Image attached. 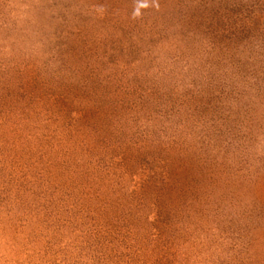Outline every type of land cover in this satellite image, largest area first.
<instances>
[{"label": "rangeland", "instance_id": "rangeland-1", "mask_svg": "<svg viewBox=\"0 0 264 264\" xmlns=\"http://www.w3.org/2000/svg\"><path fill=\"white\" fill-rule=\"evenodd\" d=\"M263 40L264 0H0V264H264Z\"/></svg>", "mask_w": 264, "mask_h": 264}, {"label": "trees", "instance_id": "trees-1", "mask_svg": "<svg viewBox=\"0 0 264 264\" xmlns=\"http://www.w3.org/2000/svg\"><path fill=\"white\" fill-rule=\"evenodd\" d=\"M263 50L264 42L258 44L255 51L251 50L245 56V82L248 89L253 88L257 81L259 84L260 81H262L261 83L264 81V61H262V63L259 62V60H263L259 58V54ZM162 179H164V177H162Z\"/></svg>", "mask_w": 264, "mask_h": 264}]
</instances>
